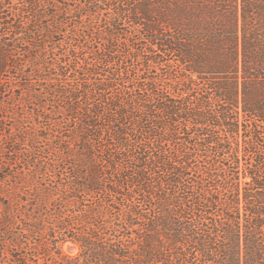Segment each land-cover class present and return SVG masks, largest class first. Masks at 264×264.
Wrapping results in <instances>:
<instances>
[{"label": "trees", "instance_id": "16d2710c", "mask_svg": "<svg viewBox=\"0 0 264 264\" xmlns=\"http://www.w3.org/2000/svg\"><path fill=\"white\" fill-rule=\"evenodd\" d=\"M0 264H264V0H0Z\"/></svg>", "mask_w": 264, "mask_h": 264}, {"label": "rangeland", "instance_id": "374dc122", "mask_svg": "<svg viewBox=\"0 0 264 264\" xmlns=\"http://www.w3.org/2000/svg\"><path fill=\"white\" fill-rule=\"evenodd\" d=\"M118 50H122V46H119ZM128 53L127 51L124 52V56H120L118 57V59L116 60H122L124 62V65L126 66H130V64L132 63L131 62V59L129 58L128 56Z\"/></svg>", "mask_w": 264, "mask_h": 264}]
</instances>
